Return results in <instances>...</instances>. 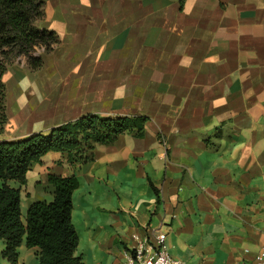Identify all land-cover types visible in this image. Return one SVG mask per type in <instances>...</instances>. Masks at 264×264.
Masks as SVG:
<instances>
[{
	"label": "crops",
	"instance_id": "0c3cea01",
	"mask_svg": "<svg viewBox=\"0 0 264 264\" xmlns=\"http://www.w3.org/2000/svg\"><path fill=\"white\" fill-rule=\"evenodd\" d=\"M40 25L60 42L40 69L15 63L5 74L0 140L88 113L150 119L144 136L98 144L82 166L54 151L33 163L22 216L53 199L50 172L75 174L72 221L86 264H121L134 235L153 232L167 233L170 253L186 264H257L264 0H46ZM4 249L0 238V264H9ZM18 251L19 264H38L36 248L23 241Z\"/></svg>",
	"mask_w": 264,
	"mask_h": 264
},
{
	"label": "trees",
	"instance_id": "16d2710c",
	"mask_svg": "<svg viewBox=\"0 0 264 264\" xmlns=\"http://www.w3.org/2000/svg\"><path fill=\"white\" fill-rule=\"evenodd\" d=\"M182 6L184 0H179ZM46 0H0V135L9 122L7 84L9 67L23 57L31 70L40 69L43 54L59 44L60 36L40 25L45 19ZM150 119L144 114L99 116L88 113L62 122L48 132H35L23 138L0 140V238L5 240L3 256L9 264H19V246L26 242L36 248L38 264H86L76 253L79 235L72 221L73 192L79 186L75 174L50 172L51 201L37 200L23 219L21 186L35 162L48 152H61L73 168L95 157L98 144H114L122 134L142 137ZM18 183L19 186L10 182ZM156 189V187H154Z\"/></svg>",
	"mask_w": 264,
	"mask_h": 264
},
{
	"label": "built area",
	"instance_id": "2783aa9c",
	"mask_svg": "<svg viewBox=\"0 0 264 264\" xmlns=\"http://www.w3.org/2000/svg\"><path fill=\"white\" fill-rule=\"evenodd\" d=\"M20 59L24 61L23 57ZM134 239L135 243L127 251L121 264H186L170 253L167 233L135 234ZM255 260L257 264H264V248L257 252Z\"/></svg>",
	"mask_w": 264,
	"mask_h": 264
},
{
	"label": "rangeland",
	"instance_id": "374dc122",
	"mask_svg": "<svg viewBox=\"0 0 264 264\" xmlns=\"http://www.w3.org/2000/svg\"><path fill=\"white\" fill-rule=\"evenodd\" d=\"M38 49H39V48H38ZM40 49H43V48H40ZM37 53H38V51H37ZM43 53H44V49L41 50V52L38 53V54H43ZM17 63H18L20 66L27 67V65L25 64V63H26L25 58H24V61H22V60L20 59V61H19V62H16V64H17ZM14 64H15V63H14ZM11 66H13V65H11ZM11 66H10V67H11ZM10 67H9V68H10ZM22 217H23V219L25 218V217H24V213H23V216H22Z\"/></svg>",
	"mask_w": 264,
	"mask_h": 264
}]
</instances>
